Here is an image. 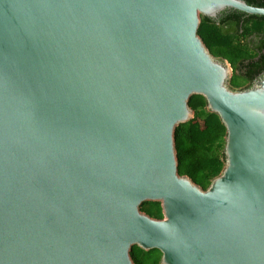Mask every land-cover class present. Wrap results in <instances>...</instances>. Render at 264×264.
I'll return each mask as SVG.
<instances>
[{"label":"water","instance_id":"1","mask_svg":"<svg viewBox=\"0 0 264 264\" xmlns=\"http://www.w3.org/2000/svg\"><path fill=\"white\" fill-rule=\"evenodd\" d=\"M246 0H0V264H264V75L234 89L202 16ZM227 129L207 189L176 129ZM161 202L163 217L141 207Z\"/></svg>","mask_w":264,"mask_h":264},{"label":"trees","instance_id":"2","mask_svg":"<svg viewBox=\"0 0 264 264\" xmlns=\"http://www.w3.org/2000/svg\"><path fill=\"white\" fill-rule=\"evenodd\" d=\"M246 1L264 7V0ZM199 35L214 56L231 63L232 88L250 87L264 75V15L230 9L216 19L202 16ZM190 106L194 117L180 124L175 133L179 172L207 189L224 169L227 129L203 95L192 96ZM141 209L152 217H163L161 202H148ZM131 254L135 264H161L159 249L144 250L135 245Z\"/></svg>","mask_w":264,"mask_h":264},{"label":"flooded vegetation","instance_id":"3","mask_svg":"<svg viewBox=\"0 0 264 264\" xmlns=\"http://www.w3.org/2000/svg\"><path fill=\"white\" fill-rule=\"evenodd\" d=\"M258 78H259V76H258L255 80H257ZM255 80H254V81H255Z\"/></svg>","mask_w":264,"mask_h":264}]
</instances>
